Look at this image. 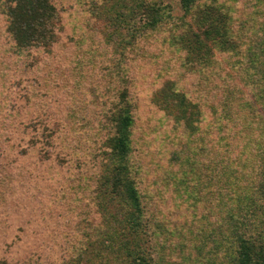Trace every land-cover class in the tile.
Segmentation results:
<instances>
[{
	"label": "rangeland",
	"instance_id": "rangeland-1",
	"mask_svg": "<svg viewBox=\"0 0 264 264\" xmlns=\"http://www.w3.org/2000/svg\"><path fill=\"white\" fill-rule=\"evenodd\" d=\"M50 1L58 9L60 32L46 52L12 46L0 0V245L17 237L24 216H52L50 222L34 221L41 231L33 251L42 264H59L68 255L56 240L100 223L102 210L94 204L102 188L96 182L113 132L105 114L125 89L135 107L127 162L149 215L154 258L163 264H234L228 218H214L210 206L215 185L204 187L206 172L193 162L200 142L173 130L172 120L149 102L160 86L175 81L188 89L197 80L183 72L164 41L170 26L152 33L140 29L133 38L128 24L112 20L119 9L110 1L102 4V18L94 13V0ZM160 1L179 13L177 0ZM211 139L207 148L216 145ZM174 223H185L177 235L170 231ZM59 230L62 236L55 235Z\"/></svg>",
	"mask_w": 264,
	"mask_h": 264
},
{
	"label": "trees",
	"instance_id": "trees-1",
	"mask_svg": "<svg viewBox=\"0 0 264 264\" xmlns=\"http://www.w3.org/2000/svg\"><path fill=\"white\" fill-rule=\"evenodd\" d=\"M94 1V13L100 18L106 15L102 4L112 2L110 7L119 9L112 20L128 24L133 38L140 37V29L152 33L170 26L164 41L183 72L195 74L197 80L188 89L177 87L175 81L160 86L149 95V102L172 120L173 130L200 142L193 162L206 172L204 187L215 185L210 206L214 218H228L234 264H264V0H177L178 14L160 0ZM2 3L12 46L18 51L49 52L60 32L57 6L50 0ZM118 92L121 95L105 114L113 132L100 159L102 175L95 180L103 189L94 204L102 210L100 223L56 240L68 255L59 264H163L153 256L149 215L127 162L135 107L127 90ZM212 137L216 145L207 148ZM226 184L235 186L232 193L231 186L224 191ZM230 194L227 211L225 199ZM107 202L112 206L107 208ZM51 217L36 221L24 216L17 221V237L0 245V264H42L40 254L33 251L41 231L34 221L50 222ZM184 225L174 223L171 233L177 235ZM61 232L55 235L62 236Z\"/></svg>",
	"mask_w": 264,
	"mask_h": 264
}]
</instances>
